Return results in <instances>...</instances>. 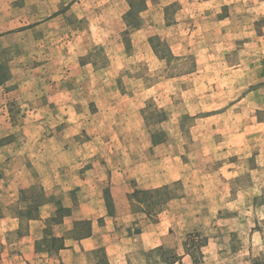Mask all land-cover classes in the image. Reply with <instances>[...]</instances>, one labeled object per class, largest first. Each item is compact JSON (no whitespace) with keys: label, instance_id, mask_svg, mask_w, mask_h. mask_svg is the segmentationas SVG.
I'll return each mask as SVG.
<instances>
[{"label":"rangeland","instance_id":"obj_1","mask_svg":"<svg viewBox=\"0 0 264 264\" xmlns=\"http://www.w3.org/2000/svg\"><path fill=\"white\" fill-rule=\"evenodd\" d=\"M74 1L71 49L77 58L69 59L63 45L68 59L61 67L15 66L20 82H11V94L0 99L14 113L11 122L51 126L18 130L0 116V207L16 206L19 188L35 183L24 205L32 200L56 208L53 199H65L78 184L60 215L87 203L90 209L76 216L96 218L103 209L93 201L99 196L88 192L98 183L96 190L109 199L112 186L109 207L117 220L105 225L100 219L107 250L95 252L97 263L264 264V81L258 73L264 80V0H222L223 15L250 11V19L257 18L254 28L244 24L236 35L212 26L193 34L166 30L169 0L134 1L146 9L140 31L125 28L123 0ZM87 25L92 31L86 35ZM196 59L201 78L188 76ZM85 61L97 67L79 66ZM237 62L245 63L239 73L233 72ZM28 74L43 80L22 83ZM55 102L64 110L61 119L53 113ZM34 108L45 113L31 114ZM59 121L66 128L55 132ZM6 140L20 145L2 150ZM28 208L27 216L40 213ZM58 219L46 227L49 235L70 228L69 220L59 226ZM76 228L84 234L89 226Z\"/></svg>","mask_w":264,"mask_h":264},{"label":"crops","instance_id":"obj_2","mask_svg":"<svg viewBox=\"0 0 264 264\" xmlns=\"http://www.w3.org/2000/svg\"><path fill=\"white\" fill-rule=\"evenodd\" d=\"M135 0H123L128 5V10L121 15L122 21H124L125 28L128 30L134 28V31H140L142 28L141 20L142 15L146 12V9H138L134 5ZM145 1V0H143ZM152 2V0H146L145 3ZM75 1L73 0H0V99L7 97L11 94L12 91L9 90V84L11 82H20L19 79L15 80V72L13 68L18 66L22 67H61L63 65L64 59H68V56H63V45L65 50H69V59H72V56L76 59L77 55L72 54V42L75 34L77 32L73 31L72 25L74 23L73 18H71L72 9L75 6ZM193 4V6L203 7L202 10L187 11L186 6ZM213 8L219 7L217 10H209L208 7ZM226 5V4H224ZM222 0H169L166 2L164 8L163 18L166 23V30L172 31L175 29H187L188 34H193V29H210L211 26L213 29L216 27L220 28L217 30L219 34H229L234 32L237 33L235 29L247 25L246 29H252L255 27L257 18L250 19V11L245 12L240 16L230 14L223 15L221 8ZM176 7L174 11H170V8ZM208 8V9H207ZM207 9V10H206ZM70 12V13H69ZM137 19V22L133 24L128 23L129 18ZM186 20H195L188 21ZM127 22V23H126ZM249 24V25H248ZM225 28L226 30H222ZM125 30V34L126 31ZM198 30V31H199ZM235 30V31H234ZM92 29L87 25L86 29H83L84 34H89ZM65 32V33H64ZM211 33V31H209ZM66 37L64 43H62V35ZM236 35V34H235ZM247 42L249 41H245ZM151 51L154 53L155 48H151ZM72 54V55H71ZM67 57V58H66ZM184 59L183 61H186ZM195 70L190 72L188 76L199 77V60H194ZM76 64V63H75ZM209 64L215 65L213 59L209 60ZM245 63L232 64L236 68L235 73L241 71V67ZM68 65V64H65ZM78 65V63H77ZM76 65V66H77ZM247 65V64H246ZM245 65V66H246ZM82 67H97L93 61H85L83 64H79ZM252 66V65H250ZM248 70V75H250L251 69L245 68ZM22 71V70H21ZM35 71H38L35 70ZM244 71V70H243ZM250 71V72H249ZM29 73V72H28ZM259 77L262 81L261 71H258ZM250 77V76H249ZM183 78V77H182ZM41 81L43 77L30 78L29 74L27 78H22L21 82H30V81ZM61 77H53V83H61ZM172 80H175L172 78ZM254 82L253 79L249 80ZM15 83V82H14ZM263 86L261 87V89ZM59 93H57L58 95ZM56 95V93H55ZM53 113L61 119L62 112H64L61 106H58V103H54ZM3 102L0 103V116L1 118L8 117V120L11 127H15L18 130L23 129L24 131H47L50 128V122H20L17 121L11 122L10 115L12 113L8 109V105L3 106ZM45 109V108H44ZM33 109L35 112H41L45 110L51 111L49 107L45 110ZM211 111V110H209ZM26 113V114H29ZM212 113V112H209ZM25 115V111L22 113ZM212 114H209L207 118H210ZM0 118V128L3 125V122ZM57 119V120H58ZM198 120V119H197ZM62 121H59L54 126V131L61 132L65 130V126H62ZM12 143L10 140H6L5 143L1 145L2 150L7 149L11 145H20L19 143ZM85 177V176H84ZM104 179V178H102ZM95 182H98L95 179ZM79 185L75 184L74 187L69 188L65 199L62 197L54 198L56 203V208L52 207L45 203L40 207L35 206V202L32 200L28 201L29 205L25 206L24 201H27L25 197L27 191L33 188H37L35 183L29 185L21 186L18 190V198L16 206H5L0 207V211L3 212L0 214V264H97V261L94 260L95 252L100 249H105L106 245L101 242L99 232L102 229L100 224V219H104V224H112L113 221L117 220L116 217L111 215L109 207L110 203H114L113 198H115V188L111 186L110 193H112L113 198L101 197L100 190H96L99 187L98 183L94 184L95 187L88 192L92 195L99 196V199H93L97 203L101 204L103 209V214L96 218L91 216L77 217L76 214L82 211L83 209L88 208L87 203H83L81 206H78L77 203L72 208V211L69 215L62 217L59 226H65L66 221L69 220L71 225L68 230H65L62 234L52 233L49 235L46 227H54L57 220V211L59 206L63 202H68L69 196H72ZM108 187V183L105 184V188ZM57 194H61L58 192ZM62 195V194H61ZM89 201L88 203H94ZM38 209L39 214H36L34 217H28L25 215V211L29 209ZM93 208V207H91ZM51 209V213L46 216V212ZM14 214H6V211H13ZM85 222L89 229L87 230L84 236H80L81 232L77 231V224ZM101 225V226H100ZM25 231L23 232V230ZM15 235L16 238L12 239L11 236ZM55 239L60 242L62 245L59 247L48 246L45 247L46 241H52ZM107 250V249H105ZM89 257V258H87Z\"/></svg>","mask_w":264,"mask_h":264},{"label":"trees","instance_id":"obj_3","mask_svg":"<svg viewBox=\"0 0 264 264\" xmlns=\"http://www.w3.org/2000/svg\"><path fill=\"white\" fill-rule=\"evenodd\" d=\"M62 211H63L62 209H60V208L58 209V211H57V217L55 219H58L60 217L62 218V216L64 215V214L62 216L60 215L62 213ZM30 214L31 213H29V216L28 217H31ZM77 225H79V224H77ZM84 234H86V233H84ZM84 234L81 233L80 236H84ZM52 242H53V245H52L53 247H59V246L62 245L60 242L56 241L55 239H53ZM57 244H59V245L57 246ZM97 264H102L101 260H99V262Z\"/></svg>","mask_w":264,"mask_h":264}]
</instances>
